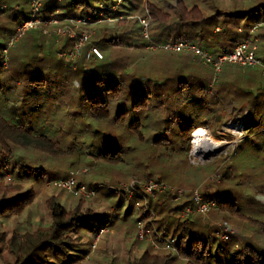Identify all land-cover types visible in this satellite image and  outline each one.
I'll use <instances>...</instances> for the list:
<instances>
[{"label":"rangeland","instance_id":"1","mask_svg":"<svg viewBox=\"0 0 264 264\" xmlns=\"http://www.w3.org/2000/svg\"><path fill=\"white\" fill-rule=\"evenodd\" d=\"M144 1L132 0L140 5L139 8ZM186 1L189 6L194 3L199 4L201 10L208 14L207 6L220 10L219 12H229L236 9L233 3L239 2L241 6H249L257 0ZM121 2L122 0H116V3L110 6V10L117 11ZM3 3L5 8L11 5V2ZM98 5L100 11L97 12V18L57 17V11H54L53 16L50 14L44 16L47 24L41 27L50 32L49 36L44 35L41 30H31L12 47L7 48L6 52L4 51V73L1 79L2 92L5 96H19L24 93L26 86L24 76L18 74L26 68L22 63L23 60H28L29 69L39 66L40 71L45 72L44 76L51 79L52 83L50 80L47 87L43 90L38 89L40 93L29 98V102L21 101L22 103H16L14 107L10 106L3 116L8 118L9 122L24 124L26 129L31 127L35 132L41 131L47 134L53 138L55 144H58L61 152L42 153L21 145H15L12 154L0 151V172L5 173L0 181L4 185L15 187L6 194L3 193L4 189H1L0 200L13 196L18 190L24 191L30 187L35 192L34 201L21 214L9 216L0 214V233L9 237L15 232H31L37 228H46L51 219L48 201L53 198L63 204L67 210L79 206L81 211L89 210L93 214L85 216L79 224V229L69 233L68 240L72 246L66 250L71 254V260L63 263L52 257L51 262L55 264H130L147 248L157 252L163 251L161 248L155 249L149 241L137 239L139 220L151 225L162 236L165 235L158 229L159 226H171L168 234L173 235L172 229L175 224L185 219L190 221L188 226H204L210 237L209 251L213 264H221L215 263L218 258L226 262L235 251H243L247 244L264 249V229H261L264 227V106L261 107V111L254 112L249 103L242 102L241 107L237 106V109H233L235 95L228 89L230 88L228 82L232 79H235L234 85L238 88L248 89L243 79L253 77V72L261 74L259 68L243 69L234 66L233 72L240 71L236 78L233 76L229 79L225 78L227 81L224 85L220 81L219 84L217 82L211 84L212 80H210L205 91L194 92L197 96H203V101L197 96L194 99H187L191 94L189 95L188 91L181 92L176 78L178 71L186 76L194 74L195 77H201L207 82L210 75L207 67L200 64V61L193 56L189 58L191 64L185 63V65L181 61L174 60L171 63L172 70L164 63V60L168 59V54L179 57L187 52L176 53L172 50H153L147 47L130 49L123 45L113 46L107 50V53L102 52L97 44L102 35L125 36L126 31L131 30L133 41L136 39L139 41L137 21L142 14L135 12L119 18L104 17V12L101 10L104 9L105 4ZM53 19L57 22H52ZM14 24L11 18L0 17V29L5 27L0 32V39L3 42L10 40L9 31L13 30L12 34L14 33ZM261 27L256 29L260 31ZM60 28L65 29L66 32L58 34L56 30ZM110 28H114L113 32ZM82 32L89 34V40L79 51V56L69 59L70 61L59 57V52L71 50L74 38L76 39ZM91 45H96L100 49L101 58H86ZM261 46H264V41H261ZM258 56L263 57L262 53ZM105 62L116 71V74L124 75L126 82L133 76L151 80L147 82L149 86L147 88L155 93L147 101L146 107L141 110L142 113L133 112L126 119L115 116V101L122 102L126 106H130L131 103L124 97L126 93L124 95L122 93L123 99H112L113 108L109 122L100 123L98 126L88 125L91 121L87 120L86 108L84 110L78 107L79 95L73 88L76 86L77 74L82 67L89 70L90 67L104 66ZM262 77L264 78V75ZM156 83L158 86L155 85ZM259 83L264 87L263 80H259ZM156 92L161 95L156 96ZM144 95L146 92L141 91L135 97ZM239 95L241 96L242 93ZM135 100L137 98L131 105ZM0 106L4 109L2 100ZM249 110L255 119L261 120L258 128L253 129L247 125L246 116ZM178 115L199 124L198 128L206 130L212 139L223 143V148L208 154L195 152L193 148L195 129L189 135L188 141L175 135L177 128L174 118ZM137 119L143 124L141 136L130 130L127 123ZM94 129L100 132L112 130L114 135L118 136L123 163L111 166L95 158L94 155L97 154L95 148L101 146L99 144L101 136L95 134ZM159 135L165 138L162 147L153 144L155 136ZM107 148L109 152L115 149L113 146ZM1 164L7 166L4 168ZM23 167L28 168V175L23 173ZM85 168L82 183L79 182L84 185L86 182L95 183L97 186L94 195L89 198L81 200L63 189L47 184L52 178H61L69 171ZM33 169L37 173L32 171ZM151 171L155 173L151 174ZM18 172L21 176H18ZM164 176L168 180H165ZM148 180L162 181L168 188L162 192L145 194L146 202L139 201V204H136L138 200L135 195H129L125 191V186L133 181L140 185ZM109 188H112L113 192H109ZM194 189H197L201 196L205 189L206 193L211 194L223 189L233 190L238 197V200L235 198L236 204L246 216L255 219L254 222L241 221L227 212H218L217 208L210 210L206 215L198 216L199 219L197 216L185 217L182 212H172L171 216L174 219L170 218V221L173 220L171 224L167 214L160 216L163 220L159 219L152 204L168 206L172 210L178 203L189 200L190 193L192 194ZM179 191H183L182 197L173 200L174 195ZM104 217L111 221L110 225L95 232L94 230L101 226ZM158 221L163 224L159 225ZM185 260L186 258L180 257L172 264H185ZM12 262L8 247L0 245V264Z\"/></svg>","mask_w":264,"mask_h":264},{"label":"trees","instance_id":"2","mask_svg":"<svg viewBox=\"0 0 264 264\" xmlns=\"http://www.w3.org/2000/svg\"><path fill=\"white\" fill-rule=\"evenodd\" d=\"M5 1H7V3L11 2V5L7 8L3 5V2ZM29 2L30 0L0 1V17L7 16L11 18L12 22L15 23L13 28L15 31L16 27L29 17ZM99 3L105 4L104 9L101 10L104 12V17L111 16L112 18H119L122 15H132L135 12H138L143 16L145 10H147L151 17L149 36L154 43L164 44L176 41L190 42L196 44L213 56L217 55L220 51L227 52L232 50L237 43L248 37L250 29H253L256 26L259 28L261 25H264V0H257L253 5L249 6H241L239 2L233 3L236 9H232V11L229 12H219V9V11H217L215 8L207 6L209 9L208 14L201 10L199 4L194 3L189 6L186 0H145L144 3L142 2L140 8V5L135 4L132 0H122V2L118 4L120 8L118 7L117 11L110 10V6L115 4L116 0H45L41 15L44 17L48 16L51 12L57 11V17L68 16L83 19H85V17L94 18L95 15H97V12L100 11V8L98 7ZM213 4L215 6V3ZM137 22L139 28V41L137 39L133 41L134 37L131 36V30H127L125 36L117 35L106 37L102 35L101 40L97 41L101 51L107 53L108 49L118 45L127 46L130 49L144 48L146 42L142 35L141 25L139 24V21ZM4 29H0V32ZM110 30L113 32L114 28H110ZM257 31L255 32L257 43L259 44L258 41H260L257 54L262 53V58L264 59V46H260L261 41H264V27H261L260 31ZM9 35L10 37L12 36V31H9ZM7 42L8 40L6 42L0 41V102L2 100L4 107V109H2L0 106V151L1 153L12 154L14 146L21 145L27 148H34L42 153L58 154L61 151L59 150L60 148L58 144L54 143L53 138L41 131L35 132L31 127L30 129H26L22 123L15 124L9 122L8 118L3 116V114L7 113L10 106L13 105L14 107L16 103H22L23 101L29 102L28 99L38 95L40 93L38 89L43 90L44 87L49 85V81L51 80L44 76L45 72L40 71L39 66L36 65L33 69H29L28 60H23L22 63L26 68L24 70L22 69V72L18 74L24 76V83L26 84V86H24L25 91L19 96H5L2 92L3 82L1 77L4 73V50L6 49ZM185 56L190 57L193 55L187 52ZM167 57L168 59L166 61L164 60V63H166V66L171 67L172 70L173 66L171 63L178 59L169 54ZM195 58L200 61V64L207 67L210 75L206 82L205 79H202L201 77L197 78L194 74H192V76H186L178 71L176 78L181 88V92L188 91L189 95L191 94L187 99H194L197 96L194 94L195 90L205 91L209 81L212 80L213 77L212 68L209 65L203 64L200 58ZM31 60H33V58ZM178 61H181L184 64H191L189 58ZM234 66L236 65L225 64L219 73L216 82L219 84L220 81V83L224 85L227 81H225V78L229 79L232 76L236 78V76H238L237 73L240 71L233 72ZM241 68L244 69L249 67ZM172 74H174V72ZM253 74L255 77L250 76L249 79H243L245 86L249 89L247 91L235 86V79L228 82L230 84V88H228L229 91H232L235 95L233 97L234 99L231 98L233 99V104L235 106L233 109H237V106L241 107V105H243L242 102H244V104L249 103L251 107H253L254 112L261 111V107L264 106V89H262L264 87L259 83V80L264 81V78L261 74L255 72H253ZM124 77L125 76L120 75V73L116 74V71L112 69L107 62H105L104 66L90 67L89 70H86L83 67L80 69L78 81L76 79L77 83L73 89L75 93L79 95L80 103L77 104L80 106L78 105V107L83 108L84 110L86 108L85 112L88 113L87 120L90 119L89 121H91L88 122V125L93 124V126H98L100 123L109 122V119H111L109 118L110 113L113 108L112 99H123L122 93L123 95L126 93L124 97L126 100H130L131 103L135 98H137V100H135L132 105L130 103V106L115 101V116L126 119L127 116L133 114V112L138 114L142 113L141 110H143V107H146L148 103L147 101L150 100L155 93L152 89L147 88V82L151 80L133 76L126 82ZM71 84L72 86L74 85L72 81ZM155 85L158 86V83ZM158 89L159 88L156 90L158 91ZM141 91L146 92V95L135 97ZM240 93H242L241 96L239 95ZM160 95V93L156 92V96ZM197 97L201 98L202 101L204 100L203 96ZM83 104H86L87 107ZM126 107L127 109H125ZM246 117L248 118L246 120L247 125L253 127V129L258 128L261 125V120L255 119L251 110L248 111ZM174 119L177 128L175 135L182 138V140L188 141L191 132L194 129L196 131V128L199 127V124H195L192 119L186 117L178 115L175 116ZM127 123L130 130L132 129L140 136L143 135V124L140 120L137 119ZM94 133L101 136V142L99 143L101 146L95 148L97 153L94 155L95 158L101 159L104 164L111 166L123 163L122 161L124 158L121 156V146L119 144L118 136L114 135L112 130H104L100 132V130L94 129ZM154 139L155 141L153 144L156 147H162L164 145L165 138L163 136H155ZM93 145L95 146V144ZM112 146L113 148L115 147V149L113 152H109L107 147L112 148ZM6 166V164L2 165L4 168ZM27 169L26 167H23L22 169L25 175L29 174ZM32 171L37 173L34 169ZM154 173L151 171V174ZM4 174L5 173L0 172V179ZM84 174L78 176L81 183ZM68 175L69 172L61 178H66ZM18 176H21L19 172ZM110 178L112 180L114 179L112 177ZM164 179L168 180L166 176H164ZM51 180H54V178ZM85 185L89 190L96 191L97 189L95 183L86 182ZM1 189H4L3 193L6 194L10 190L15 189V187L4 185L0 181V190ZM205 190H203L202 194L203 199L215 203V207L210 210L217 208L218 212H227L241 221L248 223L254 222L255 219L253 220V218L246 216L236 204L235 198L238 200V197H236L237 194L233 190L223 189L213 194L206 193ZM108 191L113 192L112 188H109ZM34 198L35 192L31 187L24 191L18 190L13 196L0 200V214L4 216L21 214L34 201ZM78 198L83 200V197L81 196ZM119 200L121 201V198ZM187 204H189V200L183 202L181 205H177L172 208V210L168 206H157V204L152 205L155 212L158 214L159 219L163 220L160 216L167 214V219L171 224V221H173H170V218H172V212H181L183 206ZM48 207L50 209L51 219L50 224L46 228H37L35 231L31 232H15L9 237L0 233V245L8 247L10 254L12 255L13 262L10 264H55L51 262L52 257L59 259V261L63 263H68L69 260H71V254L66 250V248L72 246V243L68 240L69 233L79 229V224L85 216H92L93 214L90 213L89 210L81 211L79 206L74 207L72 210H67L63 204L57 202L53 198L48 201ZM197 218L199 219L198 216ZM110 222L111 221H109L108 218L104 217L101 226L97 227L94 231L98 232L100 228L101 230L104 229L110 225ZM158 223L159 225L163 224L161 221H158ZM189 223V219H185L182 222L178 221L175 224L174 229H172L173 235L168 234L171 226H159L158 228L165 236L167 235L174 238L176 252L168 250L157 252L151 248H147L130 264H172L173 261L180 257L186 258L185 264H213L211 261L212 256H210L211 253L209 251L210 237L207 234L206 228L195 224H193L195 226H188ZM261 229L263 230L264 227H261ZM218 262L221 264H264V249L247 244L243 251H235L226 262H222L219 258L216 259L215 263Z\"/></svg>","mask_w":264,"mask_h":264},{"label":"built area","instance_id":"3","mask_svg":"<svg viewBox=\"0 0 264 264\" xmlns=\"http://www.w3.org/2000/svg\"><path fill=\"white\" fill-rule=\"evenodd\" d=\"M44 1L45 0H30L29 17L16 27L10 40L7 42L6 49L4 50L5 52L7 48L12 47L28 31L41 30L44 35H50V32L47 29H41L42 25L47 24V21L41 15ZM50 15L53 16V13L51 12ZM94 18H97V15H95ZM138 21L141 25L142 35L146 42L145 47L153 50H172L176 53L188 52L193 56L200 58L203 64L209 65L213 70L211 84H214L218 80V75L225 64H232L239 67H257L259 68L261 74L264 75V59L259 57L257 54L258 43L257 36L255 35L257 26L250 29L248 37L237 43L232 50L227 52L221 51L217 55L213 56L196 44L190 42L176 41L164 44L154 43L149 36L151 17L147 10H145V14L143 16L138 18ZM52 22H57V20L53 19ZM56 32L58 34H64L66 30L60 28L57 29ZM70 36L73 37V35ZM88 40L89 34L86 32L80 33L76 39L74 38L71 50L68 52H59L58 56L62 57L65 61L77 58L79 56V51L85 46ZM94 57L101 58V52L96 45H91L87 51L86 58ZM85 172L86 168L79 171H69L68 177L50 180L47 184L51 187L63 189L72 196L89 198L94 195L95 191L87 189V187L84 184H81L78 179V176L84 174ZM167 188V184L162 181L148 180L147 182H142L140 185L135 184L133 181L129 185L125 186V191L128 192L129 195L134 194L135 198L138 200L136 204H139V201H144V203L146 202L145 194L162 192ZM182 194L183 191L177 192V194L174 195L173 200H178L182 197ZM181 204L182 203H178V205ZM213 207H215L214 202L204 200L198 190L194 189L192 191L191 198L189 199V204L184 205L181 212L185 217L203 216L206 215ZM136 236L139 241H149L155 249L161 248L162 250H168L171 252L177 251L174 246V238L160 235L151 225L144 224L140 220L137 221Z\"/></svg>","mask_w":264,"mask_h":264},{"label":"bare ground","instance_id":"4","mask_svg":"<svg viewBox=\"0 0 264 264\" xmlns=\"http://www.w3.org/2000/svg\"><path fill=\"white\" fill-rule=\"evenodd\" d=\"M193 138V148L195 152L202 154L206 152L208 154L217 152L223 148V143L212 139L209 133L202 128L194 132Z\"/></svg>","mask_w":264,"mask_h":264},{"label":"crops","instance_id":"5","mask_svg":"<svg viewBox=\"0 0 264 264\" xmlns=\"http://www.w3.org/2000/svg\"><path fill=\"white\" fill-rule=\"evenodd\" d=\"M9 28V27H8ZM10 29H12V28H10ZM219 30V29H218ZM13 31V30H12ZM10 36V35H9ZM0 41H2L1 39H0ZM18 42V41H17ZM259 43H260V41H258ZM261 46V45H260ZM258 49H259V44H258ZM258 49H257V51H258ZM221 52V51H220ZM259 55H261V54H259ZM175 58H177L178 60H181V59H185V58H190L189 56H185V54H181V55H179V57L178 56H175ZM263 59V58H262ZM189 61V60H188ZM78 75V77H79V74H77ZM244 90H249V89H244Z\"/></svg>","mask_w":264,"mask_h":264}]
</instances>
